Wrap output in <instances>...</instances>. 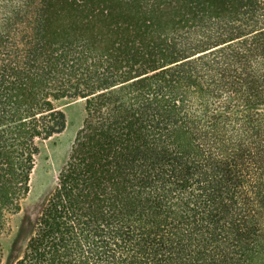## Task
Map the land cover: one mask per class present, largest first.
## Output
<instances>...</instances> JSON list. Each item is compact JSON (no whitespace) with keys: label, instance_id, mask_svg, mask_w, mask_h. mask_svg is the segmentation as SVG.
<instances>
[{"label":"trees","instance_id":"16d2710c","mask_svg":"<svg viewBox=\"0 0 264 264\" xmlns=\"http://www.w3.org/2000/svg\"><path fill=\"white\" fill-rule=\"evenodd\" d=\"M78 100L11 264H264V0H0V264Z\"/></svg>","mask_w":264,"mask_h":264},{"label":"rangeland","instance_id":"374dc122","mask_svg":"<svg viewBox=\"0 0 264 264\" xmlns=\"http://www.w3.org/2000/svg\"><path fill=\"white\" fill-rule=\"evenodd\" d=\"M62 109L66 115V130L39 145L36 166L31 175V191L22 203L21 212L12 219L9 235L1 238L3 264H11L20 253L31 230V225L39 211L44 197L51 189L55 176L62 166L71 141L79 129L84 106L81 101L65 102Z\"/></svg>","mask_w":264,"mask_h":264}]
</instances>
